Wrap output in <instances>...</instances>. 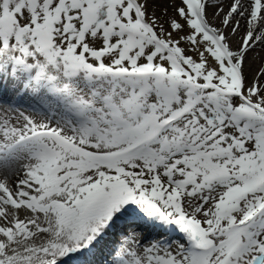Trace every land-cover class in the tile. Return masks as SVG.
I'll list each match as a JSON object with an SVG mask.
<instances>
[{"label": "snow or ice", "instance_id": "6c2138e0", "mask_svg": "<svg viewBox=\"0 0 264 264\" xmlns=\"http://www.w3.org/2000/svg\"><path fill=\"white\" fill-rule=\"evenodd\" d=\"M257 49L264 0H0V264H264Z\"/></svg>", "mask_w": 264, "mask_h": 264}, {"label": "rangeland", "instance_id": "374dc122", "mask_svg": "<svg viewBox=\"0 0 264 264\" xmlns=\"http://www.w3.org/2000/svg\"><path fill=\"white\" fill-rule=\"evenodd\" d=\"M260 52V56L256 58V63L253 65L252 71H255L257 68L261 66V62L264 61V50L257 49ZM23 107H27L28 105L22 104Z\"/></svg>", "mask_w": 264, "mask_h": 264}, {"label": "bare ground", "instance_id": "6f19581e", "mask_svg": "<svg viewBox=\"0 0 264 264\" xmlns=\"http://www.w3.org/2000/svg\"><path fill=\"white\" fill-rule=\"evenodd\" d=\"M9 94H10V93H9ZM9 94H8V95H9ZM21 218H23V217H21Z\"/></svg>", "mask_w": 264, "mask_h": 264}]
</instances>
